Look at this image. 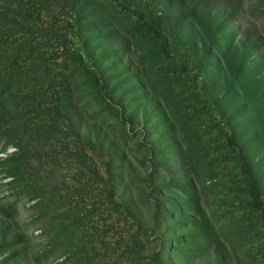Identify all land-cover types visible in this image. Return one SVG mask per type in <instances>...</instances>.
Masks as SVG:
<instances>
[{
	"label": "trees",
	"instance_id": "1",
	"mask_svg": "<svg viewBox=\"0 0 264 264\" xmlns=\"http://www.w3.org/2000/svg\"><path fill=\"white\" fill-rule=\"evenodd\" d=\"M176 1L0 0V213L39 229L28 261L264 264V0L254 29Z\"/></svg>",
	"mask_w": 264,
	"mask_h": 264
},
{
	"label": "rangeland",
	"instance_id": "2",
	"mask_svg": "<svg viewBox=\"0 0 264 264\" xmlns=\"http://www.w3.org/2000/svg\"><path fill=\"white\" fill-rule=\"evenodd\" d=\"M204 6L206 7V11L208 12H218V10H227L229 11L230 8L234 6H239V14H238V21L235 25L242 21L245 23L244 27H248L253 25V28L256 26V16L251 13L250 5L251 1L255 0H203ZM167 6L176 11L177 9V1L176 0H165ZM258 5V4H257ZM256 5V6H257ZM240 23V24H241ZM188 36L190 37L191 41L199 42L203 39V34L198 27V25L188 26ZM3 142H0V159L6 157L8 154L14 152L16 150L15 147L10 146L6 150L2 149ZM7 179H3L0 175V197H5L8 194V186L5 185ZM127 194L132 198V200L141 206V202H143L140 197L143 195L144 192L140 191L136 185H129ZM3 203V202H0ZM22 209V208H21ZM144 210V207H143ZM27 213L21 210V212L16 216L15 220L6 217L0 213V242H5L7 249L0 252V264H36L33 260L28 261V258H32V253L35 250V246L37 245L36 240L32 238H36L40 234V231L35 226H32L30 229L27 228L26 222ZM17 221V222H16ZM28 239V250L27 255L25 252H22L20 256L16 259L11 261H3L9 254L10 248L14 245V240L16 239ZM22 238V239H21ZM23 245L22 242L17 243L18 247ZM35 252V251H34Z\"/></svg>",
	"mask_w": 264,
	"mask_h": 264
}]
</instances>
